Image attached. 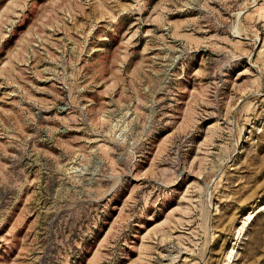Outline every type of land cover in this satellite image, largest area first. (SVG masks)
Returning a JSON list of instances; mask_svg holds the SVG:
<instances>
[{"label":"rangeland","instance_id":"1","mask_svg":"<svg viewBox=\"0 0 264 264\" xmlns=\"http://www.w3.org/2000/svg\"><path fill=\"white\" fill-rule=\"evenodd\" d=\"M0 264H264V0H0Z\"/></svg>","mask_w":264,"mask_h":264}]
</instances>
